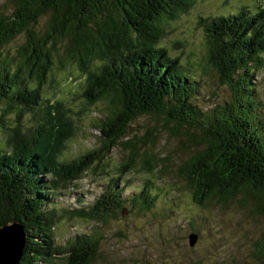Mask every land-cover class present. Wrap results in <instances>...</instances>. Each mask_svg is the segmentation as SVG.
I'll return each instance as SVG.
<instances>
[{"label": "trees", "instance_id": "trees-1", "mask_svg": "<svg viewBox=\"0 0 264 264\" xmlns=\"http://www.w3.org/2000/svg\"><path fill=\"white\" fill-rule=\"evenodd\" d=\"M194 1L3 0L0 123L12 116L15 124L5 129L7 150L0 149V227L22 226L25 243L18 264H55L65 255L66 264L95 263L98 238L82 235L64 247L56 245L58 209L47 207L58 188L66 191L88 172L103 174L104 160L116 147L128 155L119 175L134 171L150 176L163 168L166 159L150 152L156 145L154 130L126 140L129 126L141 117L162 121L173 135L186 129L188 142L199 149L178 170L193 190L196 205H225L242 195L264 216V120L256 115L252 81L264 68V6L255 13L241 9L200 19L206 64L231 92L230 101L202 112L191 102L197 82L189 79L177 58L158 47L167 22L189 11ZM44 17V28L37 30ZM19 37L23 43L10 53L6 48ZM61 49L62 61L55 65L54 55ZM68 63L85 75V105L106 103L107 115L95 126L98 147L71 161H58L75 135L74 121L65 115L62 102L40 95L54 71ZM26 115L31 125L23 124ZM50 140L54 146L45 149ZM145 183L126 201L117 179H109L86 210L67 214L103 225L122 214L126 203L139 212L151 210L155 198ZM256 254H264L263 235Z\"/></svg>", "mask_w": 264, "mask_h": 264}, {"label": "rangeland", "instance_id": "rangeland-1", "mask_svg": "<svg viewBox=\"0 0 264 264\" xmlns=\"http://www.w3.org/2000/svg\"><path fill=\"white\" fill-rule=\"evenodd\" d=\"M3 4L0 0V6ZM263 6L264 0H195L189 11L165 25L158 47L177 58L189 79L197 82L196 95L191 102L202 112L230 101L231 92L220 84L217 74L206 64L205 36L199 26L200 19L236 14L241 9L255 13ZM4 9L7 11V7ZM47 19L41 18L36 29L42 30ZM22 43L23 38L19 37L6 49L14 53ZM62 52L63 49L54 55L55 65L62 61L59 57ZM252 81L258 105L256 115L264 120V68ZM84 86L85 75L74 64L68 63L64 69L54 71L53 77L42 87L41 98L62 102L65 115L74 121L75 135L58 154V161H71L99 145L100 133L95 126L107 115V104L99 102L95 107H87L82 95ZM1 111L2 106L0 116ZM22 122L31 125L32 119L26 115ZM14 124L12 116L0 123L1 152L7 150L4 143L8 132L5 133V129ZM149 130H154L153 139L156 140L150 152L166 159L163 168L160 166L150 176L134 171L119 175L120 166L128 155L127 151L116 147L104 160V175L88 172L66 191L61 192L62 188H58L53 192L52 203L47 208L58 209L53 231L56 245L64 247L77 236L94 235L98 238L94 264H264V254L261 257L256 254L264 236V216L255 209L251 198L239 195L225 205L210 202L199 207L193 200V190L178 173L181 164L199 149L188 142L186 129L173 135L171 130L163 127L162 121L153 117H141L133 122L126 140L141 137ZM188 134L195 136L197 132L188 130ZM54 137L55 133L50 136ZM48 146H54L51 140L44 148ZM109 179H117V188L123 190L122 199L126 201L136 195L146 181L149 182L154 206L139 212L126 203L123 215L118 213L103 225L67 214L70 210H78L76 208L86 210ZM191 233L198 236L192 248L188 244ZM64 257L56 259L55 264H66Z\"/></svg>", "mask_w": 264, "mask_h": 264}, {"label": "water", "instance_id": "water-1", "mask_svg": "<svg viewBox=\"0 0 264 264\" xmlns=\"http://www.w3.org/2000/svg\"><path fill=\"white\" fill-rule=\"evenodd\" d=\"M125 213V211L122 212ZM198 236L189 234V247H194ZM25 235L22 226L17 223L0 227V264H18L24 248Z\"/></svg>", "mask_w": 264, "mask_h": 264}, {"label": "flooded vegetation", "instance_id": "flooded-vegetation-1", "mask_svg": "<svg viewBox=\"0 0 264 264\" xmlns=\"http://www.w3.org/2000/svg\"><path fill=\"white\" fill-rule=\"evenodd\" d=\"M197 235V234H196ZM197 241H198V239H197Z\"/></svg>", "mask_w": 264, "mask_h": 264}]
</instances>
